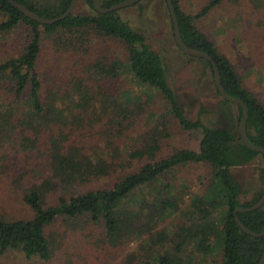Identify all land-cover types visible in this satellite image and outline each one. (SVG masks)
<instances>
[{
    "label": "trees",
    "instance_id": "trees-1",
    "mask_svg": "<svg viewBox=\"0 0 264 264\" xmlns=\"http://www.w3.org/2000/svg\"><path fill=\"white\" fill-rule=\"evenodd\" d=\"M17 1L48 18L63 14L72 2ZM83 1L91 12L73 10L65 19L41 24L9 0H0V12L5 15L0 36L21 24L29 27L24 50L18 56L0 59V183L9 186V198L16 195L19 204L24 203L33 212L29 217H16L5 207L9 198L0 197V264L13 254L21 256L24 264H98L114 259L118 253L123 254L119 264H196L194 258H182L190 245L195 253L205 255L218 249L222 264H258L264 252V235L247 233L235 218L237 214L251 230L264 232V204L254 210L237 211L254 205L264 194L263 153L261 185L249 189L254 191L251 199L245 198L249 191L242 188L231 169L261 153L248 148L241 138L243 106L237 104L232 119L224 114L225 118L212 127L201 119H192L171 84L163 56L151 48L145 34L125 20L120 10L104 13L96 9L94 0ZM122 1L101 0L106 8ZM142 1L136 5L143 13ZM232 2H242L257 13L256 26L264 28V0H206L196 14L184 10L182 0H173L185 43L212 56L228 95L240 98L249 108V141L264 147V103L243 86L230 56L196 25L197 19ZM166 10L173 30L168 5ZM42 29L49 36L70 35L71 43H76L75 36L84 41V36L91 33L122 43L134 77L159 90L169 116L182 129L202 130L199 149L179 148L158 157L162 141L171 135L167 113L157 120L151 133L141 136V145L123 148L116 141L126 136L134 112L128 102L91 81L117 77L119 60L91 62L85 68L87 76L74 74L66 87L58 84L44 89L37 67ZM189 59H199L206 65L218 97H222L212 62ZM221 102L233 109L229 101ZM100 125L104 143L82 144L85 135L95 138L91 129ZM144 159L149 161L133 170L134 161ZM188 163H206L212 171L206 178L204 194H195L182 210L179 197H172V185L160 187L158 180ZM117 171L121 177L111 187L74 191L81 184ZM41 173L45 176H39ZM179 211L183 214L181 223L172 230L161 228V223ZM138 240L139 245L130 250L128 245Z\"/></svg>",
    "mask_w": 264,
    "mask_h": 264
},
{
    "label": "rangeland",
    "instance_id": "rangeland-1",
    "mask_svg": "<svg viewBox=\"0 0 264 264\" xmlns=\"http://www.w3.org/2000/svg\"><path fill=\"white\" fill-rule=\"evenodd\" d=\"M34 1L45 3L54 0ZM205 1L182 0V6L184 10L196 14L202 9ZM142 3V6L145 7L143 13L139 5H133L121 9V16L129 21L135 29L144 33L151 48L163 56L169 69L171 84L180 95L187 115L192 119H201L204 124L210 127L219 124L225 118L224 114L229 115L232 119V113L236 114L238 111L237 103L229 101L233 107L232 112L228 106L222 104L221 100L224 98L218 97L206 65L199 59H189L194 56L185 55L186 53L177 46L173 38L172 24L166 10V2L164 0H143ZM233 3L215 8L205 17L197 19L196 25L200 31L215 40L217 45L230 56L237 73L242 78L243 86L254 92L264 103V28L256 26L257 13L246 9L242 2L238 3L239 6ZM91 11V8L83 0H78L74 8L76 13L83 14ZM239 14L241 15L240 18H238ZM3 20H5V15L0 12V22ZM42 30V52L37 67L44 89L47 90V88L55 87L58 84L66 87L65 84L74 74H79L81 77L87 76L85 68L91 62L119 60L121 70L117 77L98 82L91 81L92 84L112 92L122 102H128L134 112L135 116L129 123L126 136L122 140L116 141L122 143L123 148H128L130 145H141L142 138L151 133L157 124V120L160 121L161 116L167 113L171 135L162 141V148L158 157L164 158L179 148L199 149L203 136L202 130L182 129L175 118L169 116L166 101L159 90L139 83L134 77L128 64L126 47L122 43L98 37L92 33L88 35L89 37L84 36V41L79 39V36H75L77 37L76 43H71L70 35L55 34L49 36L44 32V29ZM28 34L29 27L25 24L2 34L0 36V59L18 56L27 44ZM155 115L157 116L153 118ZM159 117L161 118L157 119ZM91 130L94 132L95 138L85 135L81 143L86 144V146L94 144L95 141L96 143H104L101 139V125ZM148 161V159L134 161L133 170L138 169ZM262 165L263 156L262 153H259L254 159L241 165L232 166L231 169L242 188L249 191L251 188L260 187V167ZM42 168H39L38 171L43 172L44 168ZM36 170L34 169L32 172ZM211 171L210 166L206 163H188L174 168L161 180H158V183L160 187L172 185L173 196L171 192L168 195L178 196L180 208L184 210L195 194H204L206 178L211 176ZM39 176L45 175L41 173ZM120 177L121 172L117 171L110 176L81 184L74 191L82 192L89 189L111 187ZM10 192L9 186L1 182L0 197L8 199ZM145 192L147 193V191ZM253 194L254 191H249L246 198L251 199ZM5 207L16 217L33 215V212L24 203L20 202L19 204L18 198L14 194L12 198H9ZM182 217L181 211L177 212L167 222L161 223V228L168 227L172 230L182 222ZM140 241L130 243L129 249L134 250ZM122 255V253H118L114 259L108 261L104 259L98 264H119ZM182 258H190L191 260L194 258L196 264H222L223 262L218 249L205 255L195 253L192 245L184 251ZM2 262L3 264H24L23 258L14 254L4 257ZM51 264H57V261Z\"/></svg>",
    "mask_w": 264,
    "mask_h": 264
},
{
    "label": "water",
    "instance_id": "water-1",
    "mask_svg": "<svg viewBox=\"0 0 264 264\" xmlns=\"http://www.w3.org/2000/svg\"><path fill=\"white\" fill-rule=\"evenodd\" d=\"M140 1L141 0H124V1L117 3V4H114L113 6L108 7V8L103 7L101 0H94V3H95V7L98 11L105 13V12H111V11H115V10H121L123 8H127L130 6L136 5ZM9 2L12 3L19 11H21L23 14H25L27 17L31 18L32 20H35L41 24H53L59 20L65 19L69 14H71L73 12L78 0H72L69 8L63 14H61L60 16H57V17H53V18H48V17L42 16V15L38 14L37 12H35L34 10H32L27 5L21 3L17 0H9ZM166 2H167V5H168L169 11H170V15H171V19L173 22L174 37H175V41H176L178 47L184 53L188 54L189 56L205 58V59H208L212 62V65H213V68L215 71V83H216V86H217L221 96L230 102H234V103L242 105L244 108L242 118H241V122H240V135H241L243 142L245 143V145L248 148L264 154V147L263 146L254 145L248 139V136H247V122H248V117H249L248 106L240 98H234V97H231L228 95V93L226 92V90L222 84L220 71L217 67L216 62L212 58V56L206 51L189 47L185 43V41L182 37V34H181L179 21H178V17H177V13H176V8H175V5L173 3V0H166ZM263 204H264V194L262 195L260 200L258 202H256L254 205L249 206V207H240L237 209V211L254 210V209L261 207ZM235 218H236L237 224L242 228V230L246 231L247 233H249L253 236L264 235V232H255V231L251 230L248 226H246L241 221L240 217L237 214H236ZM258 264H264V252H263V255H262Z\"/></svg>",
    "mask_w": 264,
    "mask_h": 264
},
{
    "label": "crops",
    "instance_id": "crops-1",
    "mask_svg": "<svg viewBox=\"0 0 264 264\" xmlns=\"http://www.w3.org/2000/svg\"><path fill=\"white\" fill-rule=\"evenodd\" d=\"M261 168V167H260ZM233 172V171H232ZM233 175L235 176V174L233 173ZM236 177V176H235ZM261 182V181H260ZM256 188H259V187H256ZM246 198V197H245Z\"/></svg>",
    "mask_w": 264,
    "mask_h": 264
}]
</instances>
